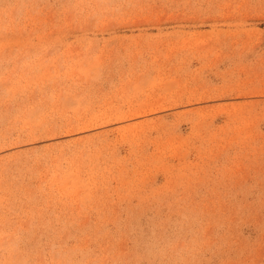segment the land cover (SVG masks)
I'll return each instance as SVG.
<instances>
[{
    "label": "rangeland",
    "instance_id": "rangeland-1",
    "mask_svg": "<svg viewBox=\"0 0 264 264\" xmlns=\"http://www.w3.org/2000/svg\"><path fill=\"white\" fill-rule=\"evenodd\" d=\"M0 264H264V0H0Z\"/></svg>",
    "mask_w": 264,
    "mask_h": 264
}]
</instances>
